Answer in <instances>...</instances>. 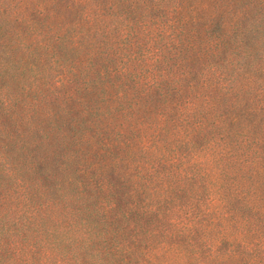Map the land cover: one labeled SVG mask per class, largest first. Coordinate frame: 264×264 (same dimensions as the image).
I'll return each mask as SVG.
<instances>
[{
    "label": "rangeland",
    "instance_id": "1",
    "mask_svg": "<svg viewBox=\"0 0 264 264\" xmlns=\"http://www.w3.org/2000/svg\"><path fill=\"white\" fill-rule=\"evenodd\" d=\"M141 1L133 5L132 0L123 3L86 0L78 3L72 12L56 5L61 15L58 22L65 26L85 24L84 14L91 10V26L105 34L100 40L106 44V48L97 52L92 72L104 75L93 86L94 94L86 95L88 112L74 103L70 112L58 110L55 103L45 107L49 116L37 119L31 108L23 121H12L9 127L13 131V147L9 151L22 145V164L32 170L30 180L38 177L40 181L48 176L50 185L52 178L62 184L61 176H74L72 179L80 183L88 180L100 183L103 191H108L110 186L119 188L120 184V191L128 192L136 181L143 179L145 183L137 184L147 190L150 184L147 167L159 176L171 171L166 181L168 190H164L165 197L172 200L167 206L181 207L177 217L180 215L185 220V215H200L206 209L197 204V198H205L207 192L184 193V183H177L176 172L188 156L194 158L184 145L190 142L192 151H196L193 154L201 153L212 134L218 132V129L212 131L211 124H215L222 129L220 132L231 136L230 147L237 159L234 169L237 190L231 191L221 175L210 174L208 194L213 193L209 196L213 204L208 201V208L220 207L232 192L241 239L237 244L238 260L230 264H264V258L258 259L264 252V0H159L162 9L157 10L146 7H151L155 0ZM167 21L174 22V26L169 27ZM232 23L240 33L232 35L229 29ZM244 29L247 32H242ZM253 42L257 47L252 46ZM231 50L238 56L259 55L255 63L259 62L256 65L260 67L247 70V75L245 70L241 72L231 94L225 90L213 91L209 86L218 84L213 73L220 71L217 66L227 61ZM130 56L136 61L126 60ZM151 76H156L160 87L179 93L169 96L168 103L145 96ZM135 77L136 86L128 87L127 94L120 97V92L133 85ZM66 86L64 91L69 92L70 86ZM36 90L40 93L36 94ZM82 93L83 90L76 91L75 98ZM52 95L54 92L49 93L36 84L26 90V105L34 104L36 98L52 101ZM191 105L196 107L197 116L183 121L187 115L185 109L192 108ZM165 107L166 111L161 112ZM162 114L164 118L160 117ZM71 117L74 119L70 120ZM201 119L205 128L195 134L194 125ZM204 155L219 158L218 150H204ZM162 161H170V166L162 165ZM60 165L65 169L63 174V168L58 170ZM83 170L94 174V179H80L83 176L76 174ZM220 184L225 186L218 189ZM93 196V205L99 207L97 192ZM156 197L162 199L163 193ZM208 215L204 218H213ZM111 219L107 216L106 220L111 223ZM181 246L185 247L182 241ZM4 251H9L8 247L0 249V254L6 257ZM185 251H188L186 247ZM173 262L195 264L193 256L188 254L173 258Z\"/></svg>",
    "mask_w": 264,
    "mask_h": 264
},
{
    "label": "trees",
    "instance_id": "2",
    "mask_svg": "<svg viewBox=\"0 0 264 264\" xmlns=\"http://www.w3.org/2000/svg\"><path fill=\"white\" fill-rule=\"evenodd\" d=\"M85 1L0 0V249H9L3 252L6 257L0 254V264H171L173 258L185 254L193 256L195 264L237 261L241 238L232 192L220 207L210 210L207 205L208 201L213 202L209 198L213 193L208 194L209 176L219 174L227 180L231 191L237 190L234 170L237 159L230 147L231 136L220 132L222 129L215 124H211L212 131L218 129V132L212 134L201 153L193 154L196 151H192L190 142L184 145L194 158L188 156L187 162L176 172L177 183H184V193L207 192L205 198H197V204L204 205L207 210L200 215L189 213L185 220L180 215L177 217L181 207L167 206L172 200L165 197L164 190H168L166 181L171 171L159 176L147 167L150 179L147 190L137 184L145 183L143 179L136 181L128 192H121L120 184L119 188L110 186L108 191H103L100 183L93 180L80 183L72 179L74 176H61L62 184L52 178L50 185L48 176L40 179L41 182L38 177L30 180L32 170L22 164V145L9 151V147H13L10 123L23 121L31 108L37 119L49 116L45 107L55 103L58 110L70 112L71 103H74L88 112L86 95L93 92V86H97L104 75L92 70L97 52L106 48L105 41L100 40L105 34L93 30L91 10L84 14L85 24L65 26L58 22L61 15L56 7L59 4L62 10L72 12L78 3ZM132 3L139 5L142 1L132 0ZM146 7L148 10L162 9V3L155 0L151 7ZM173 23L167 21L169 27H173ZM85 25L88 29L82 28ZM229 29L232 35L240 33L233 23ZM211 38L220 39L217 36ZM256 44L253 42L252 46L257 47ZM259 57L252 54L238 56L231 50L227 61L217 66L220 71L213 73L218 84L209 87L231 94L241 72L245 70L246 74L247 70L260 67L256 65L259 62L255 63ZM126 60L136 61L134 56ZM93 75L95 77L90 79ZM136 78L132 86L120 92V97L127 94L128 87L136 86ZM155 79L156 76H151L150 83L145 86V96L168 103L169 96L179 93V90L171 92L160 87ZM36 84L49 93L54 92V99L43 102V98H36L34 104L26 105V90ZM66 84L70 86L69 92L64 91ZM81 90L82 95L75 98L76 91ZM191 107L185 109L187 115L183 121L197 116L196 107ZM165 111L166 107L161 110ZM202 120L194 125L195 134L205 128ZM75 135H71L73 140ZM212 149L218 150L219 158L204 155V150ZM171 161L174 166V160ZM162 162V165L170 166V161ZM62 168L58 166L59 171ZM64 172L63 168L61 173ZM79 173L83 176L80 179H94V174L86 170L76 175ZM224 186L220 184L218 189ZM85 187L89 190L84 191ZM94 192H97L99 207L93 205ZM161 192L163 198H157ZM245 208L249 206L245 205ZM208 214L213 218L205 219ZM107 216H111V223L107 222ZM120 238L122 242H118ZM181 241L188 251L181 246ZM259 257L264 258V252Z\"/></svg>",
    "mask_w": 264,
    "mask_h": 264
}]
</instances>
